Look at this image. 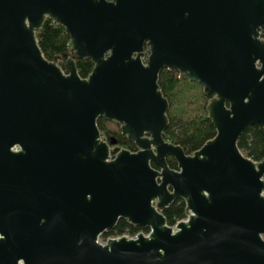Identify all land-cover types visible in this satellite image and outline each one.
<instances>
[{
  "label": "water",
  "instance_id": "1",
  "mask_svg": "<svg viewBox=\"0 0 264 264\" xmlns=\"http://www.w3.org/2000/svg\"><path fill=\"white\" fill-rule=\"evenodd\" d=\"M47 18L66 71L39 45ZM263 27L264 0H0V264H264V159L238 145L264 127ZM163 69L211 96L216 136L192 154L164 138ZM120 219L150 233L102 242Z\"/></svg>",
  "mask_w": 264,
  "mask_h": 264
},
{
  "label": "trees",
  "instance_id": "2",
  "mask_svg": "<svg viewBox=\"0 0 264 264\" xmlns=\"http://www.w3.org/2000/svg\"><path fill=\"white\" fill-rule=\"evenodd\" d=\"M39 45L48 59L59 58V65L66 71V61L73 57L68 44L70 34L66 28L47 18L41 30L37 33ZM76 64L81 77H88L94 68L91 59H77ZM159 85L170 102L168 117L169 126L164 132V138L174 144L181 145L186 153L192 154L200 149L208 140L216 136V128L209 118L207 104L211 96L203 93L202 87L194 82L180 78L178 71L163 69L160 73ZM195 89L197 91H195ZM109 121L100 118L98 126L108 139L116 137L118 144L131 151L137 149L136 144L121 133L120 125L109 127ZM240 149L255 161L264 159V127L250 126L239 138ZM172 168H177L173 158L168 159ZM167 223L171 226L187 217L186 202L177 199L164 210ZM143 229L130 224L126 219H120L116 227L104 232L101 236L107 240L111 236L139 233Z\"/></svg>",
  "mask_w": 264,
  "mask_h": 264
},
{
  "label": "built area",
  "instance_id": "3",
  "mask_svg": "<svg viewBox=\"0 0 264 264\" xmlns=\"http://www.w3.org/2000/svg\"><path fill=\"white\" fill-rule=\"evenodd\" d=\"M187 218V217H186ZM186 218H184V219H186ZM175 226V225H174ZM141 233H143V234H145V235H148L149 233H150V230L149 229H147V230H142V231H140ZM138 235V233H130V232H126L125 234H122V235H117V236H111V237H109V238H117V237H121V236H127L128 238H134V237H136ZM108 238V239H109ZM101 241L102 242H105L106 240H103L102 238H101Z\"/></svg>",
  "mask_w": 264,
  "mask_h": 264
},
{
  "label": "flooded vegetation",
  "instance_id": "4",
  "mask_svg": "<svg viewBox=\"0 0 264 264\" xmlns=\"http://www.w3.org/2000/svg\"><path fill=\"white\" fill-rule=\"evenodd\" d=\"M260 38L262 39V40H264V27L262 28V30H261V35H260ZM180 75V74H179ZM118 141V140H117ZM119 145V144H118ZM120 146V145H119ZM122 147V146H121ZM137 147V146H136ZM138 150V147H137V149L135 150V151H137Z\"/></svg>",
  "mask_w": 264,
  "mask_h": 264
},
{
  "label": "rangeland",
  "instance_id": "5",
  "mask_svg": "<svg viewBox=\"0 0 264 264\" xmlns=\"http://www.w3.org/2000/svg\"><path fill=\"white\" fill-rule=\"evenodd\" d=\"M197 90H198V89H197ZM197 90L195 89V91H197ZM108 125H109V127H114V126H116L115 122H110V121H109Z\"/></svg>",
  "mask_w": 264,
  "mask_h": 264
}]
</instances>
